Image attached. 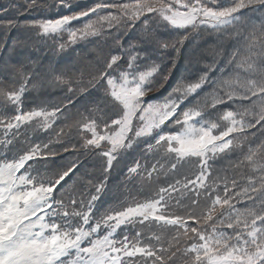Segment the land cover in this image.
<instances>
[{"label": "snow or ice", "instance_id": "1", "mask_svg": "<svg viewBox=\"0 0 264 264\" xmlns=\"http://www.w3.org/2000/svg\"><path fill=\"white\" fill-rule=\"evenodd\" d=\"M0 264H264V0L0 2Z\"/></svg>", "mask_w": 264, "mask_h": 264}, {"label": "trees", "instance_id": "2", "mask_svg": "<svg viewBox=\"0 0 264 264\" xmlns=\"http://www.w3.org/2000/svg\"><path fill=\"white\" fill-rule=\"evenodd\" d=\"M204 42H205V40H204ZM201 43H203V41H202ZM204 46H205V45H204Z\"/></svg>", "mask_w": 264, "mask_h": 264}]
</instances>
